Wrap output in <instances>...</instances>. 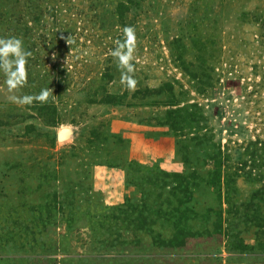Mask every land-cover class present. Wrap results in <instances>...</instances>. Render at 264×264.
Masks as SVG:
<instances>
[{"label": "rangeland", "instance_id": "rangeland-1", "mask_svg": "<svg viewBox=\"0 0 264 264\" xmlns=\"http://www.w3.org/2000/svg\"><path fill=\"white\" fill-rule=\"evenodd\" d=\"M0 37L51 90L0 74V264H264V0H0Z\"/></svg>", "mask_w": 264, "mask_h": 264}, {"label": "clouds", "instance_id": "clouds-1", "mask_svg": "<svg viewBox=\"0 0 264 264\" xmlns=\"http://www.w3.org/2000/svg\"><path fill=\"white\" fill-rule=\"evenodd\" d=\"M123 40H117L111 56L120 72V82L129 92H134L137 87L135 79V28L125 26ZM71 43L70 37L67 40ZM32 53L25 49L23 41L18 37H0V74L5 78L8 99L20 106L32 105L34 102L45 104L51 95L50 89H41L38 94L17 95L26 86L28 80L27 64Z\"/></svg>", "mask_w": 264, "mask_h": 264}]
</instances>
